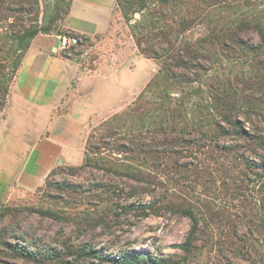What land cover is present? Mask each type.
<instances>
[{"label":"rangeland","instance_id":"rangeland-1","mask_svg":"<svg viewBox=\"0 0 264 264\" xmlns=\"http://www.w3.org/2000/svg\"><path fill=\"white\" fill-rule=\"evenodd\" d=\"M54 1L27 0L24 11L18 14L17 6L8 5L5 16L0 18V120L4 117L9 88L14 81L13 78L8 82L9 64L13 56L6 36L11 29L27 26L36 18L41 22L43 14L50 10ZM236 2L239 8L264 11V0ZM226 16L228 12L224 14ZM120 22L121 26L110 46L85 38L84 48L67 53L77 62L78 75L60 108L61 112L69 114L76 110L72 118L74 121H70L72 126L68 127V141L65 142L70 144L69 153L74 158L82 157L79 164L67 166L63 163L34 191L12 190L13 185L18 183L23 156L46 120L42 117L39 123L29 120L15 123L13 118L9 126L16 125L15 130L7 133L3 132L7 123L0 121V195L3 189L12 191L0 202V264H109L90 259L84 262L76 255L84 244L108 258L130 248L146 254L178 257L180 250L174 247L185 240L191 224L189 219L165 208L159 214H149L147 217L127 210L131 205L153 201L162 206L168 200L177 205L191 206L201 217L199 237L195 243L200 251L189 264H249L233 258L231 253L235 246L232 247L230 243L244 247L242 239L253 240L250 227L255 234L258 222L264 216V211L260 209L263 193L254 173L246 171L236 160L242 153L245 157H254L242 142H237L239 155L212 150L197 154L185 151L173 156L175 160L164 158L156 163L143 154H116L112 144L115 137L106 139L108 144L97 149L100 146L99 138L115 120V125L121 126L117 138L127 137V126H124L120 116L133 106L137 96L161 67L160 60L147 59L139 53L122 17ZM197 33L196 29L190 35L198 36ZM245 37L254 44L258 42L253 32ZM120 46L126 47L128 52V90L118 97L107 64L112 63L111 52H117ZM83 52L86 55L80 58ZM227 55L204 77V82L214 83L216 77L229 79L233 91L252 95L257 102L264 99V81L261 86H253L249 91L252 82H260L259 77L248 69L249 59L240 54ZM4 86H7L6 94L2 91ZM13 100L12 93L9 102ZM252 121L260 122L255 117ZM54 124L48 123V129L52 132H55ZM33 126L35 129L32 131ZM23 134L26 138L21 137ZM219 143L223 146L236 145L231 137H224ZM10 146V149H6ZM86 153L98 164L94 162L87 168L79 169ZM259 153L264 154L261 150ZM10 158L16 162L12 163ZM107 161H113L116 165L129 164L142 177L143 183L129 180L124 174L120 176L105 171L101 166L102 162ZM44 212L55 215V218L44 216ZM234 233L241 242L237 241ZM16 246L20 252H32L34 256L43 255L50 259L27 260L20 252L14 251Z\"/></svg>","mask_w":264,"mask_h":264},{"label":"trees","instance_id":"trees-1","mask_svg":"<svg viewBox=\"0 0 264 264\" xmlns=\"http://www.w3.org/2000/svg\"><path fill=\"white\" fill-rule=\"evenodd\" d=\"M61 1L65 2L64 6ZM71 1L55 0L50 10L43 14L41 22L36 18L27 26L10 30L6 40L10 44L13 59L9 64L11 70L8 82L15 77L25 52L37 35H59L66 32L62 29V23L69 13ZM115 2L139 53L147 59L160 60L161 67L137 96L133 106L120 116L124 126H127V137L117 138L121 126L115 125L117 120L112 119L114 125L112 123V126L106 128L105 134L99 138L100 146L96 148H104L108 144L105 140L115 137L112 144L116 154H143L152 163H156L164 158L175 160L173 156L185 151L197 154L212 150L239 155L237 142H242L254 157L248 158L242 153L236 160L246 171L254 173L256 182L262 188L260 209L263 212L264 154L259 152H264V99L257 102L252 95L233 91L229 79L221 80L216 77L214 83H205L204 77L227 54L234 53L247 57L248 69L259 77L260 82H252L249 91L253 86L263 84L264 11L239 8L236 0ZM26 3L27 0H0V18L5 16L8 5L17 6L18 14L24 11ZM226 12L228 16L224 17ZM196 29L198 36H191V31ZM250 32L256 34V44L245 37ZM61 56L69 57L65 52ZM2 91L6 94L7 86ZM253 117L259 119L261 127L252 121ZM224 137H231L236 145H220L219 141ZM89 149L92 150V147L89 146ZM94 162L98 164L86 153L83 164L78 168H87ZM101 168L114 175L124 174L138 184L143 183L142 177L129 164L116 165L113 161H107L102 162ZM162 204L160 206L153 201L149 204L131 205L127 210L147 217L149 214H159L165 208L189 219L191 224L185 240L174 247L180 250L178 257L146 254L130 248L120 250L115 256L108 258L87 244L76 255L84 262L90 259L109 264L191 263V258L200 251L195 243L199 237L201 217L191 206L177 205L172 200ZM43 215L55 218L49 212H44ZM258 223L255 234L249 226L253 237L251 242L242 239L244 247L230 243L232 247L235 246L231 253L234 259H242L249 264H264V216ZM234 234L237 241L241 242L237 234ZM14 251L20 252L19 247L16 246ZM20 255L34 261L50 259L43 255L34 256L32 252L22 251Z\"/></svg>","mask_w":264,"mask_h":264},{"label":"crops","instance_id":"crops-1","mask_svg":"<svg viewBox=\"0 0 264 264\" xmlns=\"http://www.w3.org/2000/svg\"><path fill=\"white\" fill-rule=\"evenodd\" d=\"M120 19L115 0H72L69 13L62 23V29L84 38L94 39L97 44L103 42L110 46L121 26ZM57 36L37 35L32 40L9 88L4 117L0 120L7 123L3 132L15 130L16 125L9 126L10 119L13 118L15 123L25 120L39 123L42 117L46 120L44 127L37 131L36 140L28 146L29 150L23 156V165L17 177L18 183L13 185L12 190L20 188L24 191H34L41 187L50 173L63 163L67 166H75L82 160V157L74 158L69 153L70 144L65 142L68 127L72 126L70 121H74L72 118L74 119L73 114L76 110L69 114L61 112L60 108L62 100L70 93L72 82L78 75V64L68 56V58L61 56L62 51L59 50ZM54 48L56 51H53ZM111 54L112 63L107 64V71L116 84V94L118 93L116 96L119 97L128 90L127 48L120 46L117 52ZM117 60L122 61L118 63ZM104 78L106 77L102 79ZM12 93L14 100L10 103ZM49 122L52 125L55 123V132L48 129ZM34 129L35 126L32 127V131ZM21 137L26 138V135L23 134ZM76 147L78 149V145ZM81 153L83 154L82 151ZM10 160L12 163L16 162L11 158ZM29 165H31L30 170L26 175ZM11 192L3 189L0 202L6 198V195H11Z\"/></svg>","mask_w":264,"mask_h":264},{"label":"built area","instance_id":"built-area-1","mask_svg":"<svg viewBox=\"0 0 264 264\" xmlns=\"http://www.w3.org/2000/svg\"><path fill=\"white\" fill-rule=\"evenodd\" d=\"M59 50L70 54L76 52L79 48H84L85 38L78 35H72L71 33L65 32L57 36ZM86 52L80 55V58H84Z\"/></svg>","mask_w":264,"mask_h":264},{"label":"water","instance_id":"water-1","mask_svg":"<svg viewBox=\"0 0 264 264\" xmlns=\"http://www.w3.org/2000/svg\"><path fill=\"white\" fill-rule=\"evenodd\" d=\"M53 51H56V48H54Z\"/></svg>","mask_w":264,"mask_h":264}]
</instances>
